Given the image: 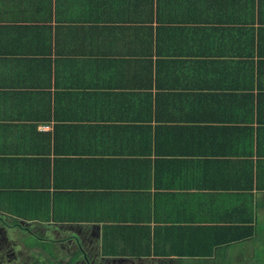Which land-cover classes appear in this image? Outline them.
<instances>
[{
  "label": "crops",
  "instance_id": "0c3cea01",
  "mask_svg": "<svg viewBox=\"0 0 264 264\" xmlns=\"http://www.w3.org/2000/svg\"><path fill=\"white\" fill-rule=\"evenodd\" d=\"M0 216L264 262V0H0Z\"/></svg>",
  "mask_w": 264,
  "mask_h": 264
},
{
  "label": "flooded vegetation",
  "instance_id": "af4514ba",
  "mask_svg": "<svg viewBox=\"0 0 264 264\" xmlns=\"http://www.w3.org/2000/svg\"><path fill=\"white\" fill-rule=\"evenodd\" d=\"M29 228L16 220H5L0 216V264H199L195 261L200 258L186 259L183 262L174 258H162L155 256H97L91 251L88 244L82 250L81 240L74 242V256H67L64 253L65 244L60 240L41 238L45 242H51L50 247L34 244L32 249L26 243L29 235ZM33 245V246H34ZM41 251L48 256H33V252ZM60 254L53 256L50 253ZM49 252V253H48ZM89 252V254H88Z\"/></svg>",
  "mask_w": 264,
  "mask_h": 264
},
{
  "label": "trees",
  "instance_id": "16d2710c",
  "mask_svg": "<svg viewBox=\"0 0 264 264\" xmlns=\"http://www.w3.org/2000/svg\"><path fill=\"white\" fill-rule=\"evenodd\" d=\"M18 221V220H16ZM19 222V221H18ZM209 229V230H208ZM208 233V236L210 237V241L207 245V250L205 252H199V251H175V250H171V251H153L154 255L157 254H162V255H171V254H177L179 255V257H188V258H199V257H211V255L213 254V252L218 248V247H224L227 244H230L232 242H237L240 241L242 239H245L247 237H249L251 234H239L238 236L235 235H230V231H228L229 233H227L226 235H224L223 232L218 231V229H214V228H206ZM155 232H153L152 230L147 228V232L148 233H154L153 237H149V240H153L155 243L158 242L157 237H158V233L159 230H154ZM132 242L135 244H138L142 241H144L145 239L140 238V237H133L131 238ZM115 247H111V249H114ZM114 251V250H113ZM118 254H122V255H127V256H149L150 255V249H144L142 252L138 249L134 250H128L125 248L123 249H118L116 251Z\"/></svg>",
  "mask_w": 264,
  "mask_h": 264
},
{
  "label": "rangeland",
  "instance_id": "374dc122",
  "mask_svg": "<svg viewBox=\"0 0 264 264\" xmlns=\"http://www.w3.org/2000/svg\"><path fill=\"white\" fill-rule=\"evenodd\" d=\"M39 233H42V232L40 231ZM45 236H46V234H45ZM26 243L29 246H31L32 249L37 248V246H35L34 244H37L42 248H43V246L51 248L49 246L51 242H45V241L41 240L40 236L39 237L29 236L28 239L26 240ZM123 248H125V247L121 246L120 249H123ZM32 254H33V256H48V254H46V253L43 254V253H41V251H36V252H33ZM50 254L53 256H60V254H55L53 251ZM235 257H238V258L234 260ZM253 259H254V256H233V255L222 256L219 259H216L214 264H254ZM259 264H264V262H261Z\"/></svg>",
  "mask_w": 264,
  "mask_h": 264
}]
</instances>
